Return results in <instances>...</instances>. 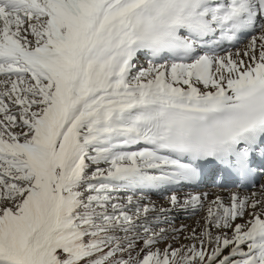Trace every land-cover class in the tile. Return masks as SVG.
Segmentation results:
<instances>
[{"label":"snow or ice","instance_id":"snow-or-ice-1","mask_svg":"<svg viewBox=\"0 0 264 264\" xmlns=\"http://www.w3.org/2000/svg\"><path fill=\"white\" fill-rule=\"evenodd\" d=\"M0 264H264V0H0Z\"/></svg>","mask_w":264,"mask_h":264},{"label":"bare ground","instance_id":"bare-ground-1","mask_svg":"<svg viewBox=\"0 0 264 264\" xmlns=\"http://www.w3.org/2000/svg\"><path fill=\"white\" fill-rule=\"evenodd\" d=\"M202 190H208V191H220L221 194L227 196L229 190H231V191H236L237 189H236L234 186H231L230 189H229V188H225V189L221 190V189L213 188L212 185L209 184V185L207 186V188L202 189ZM239 191H241V192H245V191H248V189H239ZM159 197H160V196L157 195V194H152V199H153V198L156 199V198H159ZM181 222H184V221L182 220Z\"/></svg>","mask_w":264,"mask_h":264},{"label":"rangeland","instance_id":"rangeland-1","mask_svg":"<svg viewBox=\"0 0 264 264\" xmlns=\"http://www.w3.org/2000/svg\"><path fill=\"white\" fill-rule=\"evenodd\" d=\"M153 200L160 202L161 201V197L159 198H153ZM196 217H192L191 219H187V218H182V220L184 221L183 223H187V224H193L195 221ZM181 220V221H182ZM181 221H178V223H180Z\"/></svg>","mask_w":264,"mask_h":264}]
</instances>
